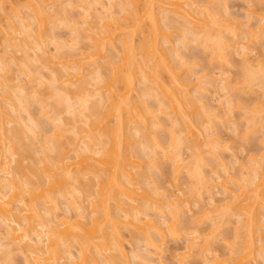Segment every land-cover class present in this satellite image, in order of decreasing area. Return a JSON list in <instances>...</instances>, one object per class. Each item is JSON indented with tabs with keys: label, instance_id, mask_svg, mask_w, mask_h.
I'll return each mask as SVG.
<instances>
[{
	"label": "bare ground",
	"instance_id": "1",
	"mask_svg": "<svg viewBox=\"0 0 264 264\" xmlns=\"http://www.w3.org/2000/svg\"><path fill=\"white\" fill-rule=\"evenodd\" d=\"M28 1H29V4L28 3L27 4L30 5L33 2V5L35 6L34 8L36 9L35 12H33V14L29 13V15L31 14L33 15V16H30L32 18L30 19V17H28V20H27L26 16H24L21 10L22 13H20V11L19 13L17 12L18 16L22 15L25 18L21 17V19L20 18L16 19V22L18 23L16 24L15 20L12 19L11 17L12 15L10 16L9 13H4V12H9L8 10L10 9L6 7H9L10 4L14 5L15 4L14 1H10V4L8 5L7 3L9 2V0H0V10L2 8L4 9L3 10L4 12L3 13L0 12V15L6 14V16L4 17H7V19L9 20V22L8 21L7 22H8V26L10 27V28H5L6 34L3 33L4 35L2 37L6 35V37L3 38V44L4 42H6V44L8 45L10 46L12 45V47L9 46L8 48H12V49L14 48V50H16L17 53L20 50L23 52V55L18 59L20 60V63H19L20 71L22 72V74L30 77L29 80L33 79L34 77H38L40 79L39 86L42 83L44 84V82L48 83L53 80L50 79V81L48 82L46 81L43 82L41 79L42 78L41 76H43L42 73L40 74V72L35 70L36 72H38L39 76L41 75L39 77L38 75L35 74V71L33 69L31 70L30 66H33V63L35 64L36 62L32 63L31 59H33L34 56H32L33 58H30L31 52L29 51L32 49L38 48L40 49V51L45 52L44 47L46 46L47 41L52 40L51 41L52 43L53 40L57 38L55 36L56 34H54L55 25H53V24H56L55 20L57 18H60V20L62 22H65L66 24L73 22V27L71 30L72 32H70L71 37L69 38V40L67 39L61 40V42L59 41L60 45H57V47L61 46L59 47L61 50H64V48L67 47L70 51L67 50L68 52H65L66 51L65 49V51H63L65 53L60 54V55L56 54L55 56L52 55L51 57L54 59L53 62H55L53 65L56 64L57 66L60 67V68L57 67V70L59 71L56 70V72L52 73V75L55 77L56 75H58L57 77L59 79H57V77L56 79L55 77L52 79L56 80V81H53L54 84L58 82L59 84L61 83L62 88L61 86L58 85L60 90L52 86L53 90H55L56 92L51 91L50 89H48L47 85L44 84L48 90L45 89V92L44 91L43 92L44 93L49 92L48 93L49 95H47L46 97H42L41 94H39L40 91L38 92V90L36 89L37 86L34 88V90L30 89V91H34L33 92L34 94H33V93L28 92L26 85H21L20 84L21 82L19 83L21 85V88L16 89L17 86H12L13 83L12 85H10L11 82L9 83V81L5 82L7 85H4L5 88L7 87V89H5L3 85L1 86L3 90H1L0 88L1 92H3L5 101L9 103L8 105L5 102L7 104L6 106L8 107L11 106L12 108L10 109V108H7L5 105H3L2 102L4 101H3V98L1 97L2 100L0 99V130L2 131V133L4 132V135H5V143H4L5 151L0 150V173L7 174L9 176L11 175L10 176L11 178H4V179L0 178V219H3V221H7L4 223H7L6 225L8 226L7 227L8 229L6 232L8 235L6 234V236H4L3 233H0V248L7 243L9 244L8 241H11L14 247L17 246L19 247V249H21L22 251L25 250L26 252L31 251V253L29 252L28 253L30 257L32 255L33 261L36 262L37 264H62L60 260L66 259L64 258L66 256L70 258L69 255L74 257L73 260L72 258L70 259L72 263L71 261H69L71 264H116L117 262H119L118 264H130L129 259H133V258H131L132 256H130L132 254H130L129 255L130 258H128L127 249L125 248L126 246L125 242H127L128 240L126 241V238H125L126 236L123 232V228H121V225H123L122 227L128 226V227L135 228L134 229L136 230L135 232L133 230L131 231L132 241L135 240L136 243L138 241H141L139 243H142V245L146 243L145 248L147 247V249L144 248L145 250H147L146 253L144 252L146 255H142L145 258H142L141 256H139V253L135 251L138 257L143 259V260L140 259L142 263L145 264L144 261L151 262L148 259L151 258L150 260H152V257L153 256L155 257L157 253L158 254L160 253V255L155 257L154 260L155 261L163 260L160 258V256H161V253L164 252L163 248L165 247V243L167 241L168 235H173V237L177 236L176 234L179 232V230L178 229L176 230L177 228L176 225L178 224V222L180 223V221H182L183 217H181V215L183 214L184 210L177 209L176 207L172 208L173 205L172 206L170 205L172 203H169L168 201L163 200L165 202L164 204L162 202V199L160 200L162 194L159 193V191L156 193L158 189L157 186H156V189H155V186H153L154 189L151 187L152 176L150 175V171L148 170L144 173L145 170L142 169L143 168L142 166L146 164L144 163L143 165V160H145V158L148 159V157L149 158L151 157L149 159L150 165L152 167L156 166L157 162L155 159H159V157H157L159 156V153H158L159 149H161V152L164 153L165 155L164 158L166 157L167 159H172V157L174 156V159L175 157H177L180 160L182 156L181 148L183 147L184 143L186 144L188 143L184 140L185 138L186 140L189 139L187 141L191 143L190 144L188 143L187 145L191 146L189 147V150L190 148L192 149V147L194 148L192 151V154L195 153L193 156V158L195 159L194 161H196L195 164L198 161L200 162L202 161L201 162L202 164L199 162V165H197L198 167L196 166L197 168L194 167L195 166L194 164H193L194 166L191 167V170H188L187 168L189 167L187 166H186L187 168H185L187 169L186 170L187 172L191 173V175L189 174L188 175L192 179L198 178L196 179L198 180L197 183L203 185V186H199V184H195V185L192 184L194 186H191V187H195L193 189L191 188L193 190L192 192L196 191L198 193V190L200 188L196 189V187H201V189H205L206 193L208 194L210 193L209 195H211L214 187H212L213 185H210V184L220 182L219 181L221 179L220 170L223 169L225 171L224 168L226 167L220 165V162L218 161L221 158V157L219 158L220 155H217V157H215L216 154L214 155L215 153L214 151H219L220 146H216L217 149L213 148L215 147L216 144L214 145L212 143L213 145L211 146L213 149H211L210 143H208L209 144L208 145L206 144L207 143L206 142L205 145L208 146V149L214 150V151H211V150L209 151L213 152L212 157L215 158L214 160H217L216 162L217 166L213 168L214 169L213 172L217 178L213 180V178H211L210 175L206 176L202 172L201 167L203 166V163L205 162V160L203 161V154L200 153V151L202 150H199V149H201L202 147L200 148V146H203L204 144L202 145L200 143L201 140L198 142L199 139H197V136H196V139L189 138V137L192 133L195 132V129H197L199 132L197 134L200 135L202 138V135L200 133L202 129H204V131L208 130V128H206L208 127V125L206 127L205 125H203L204 119L200 120L202 118L200 116L202 115L199 116L200 118L197 117V115L199 114L198 110L200 111V109L196 110L195 109L196 107L194 108V106H198L199 104L200 107L198 106V108H201L202 110L201 112H206V113L200 112V114H203V118L205 117L206 114L208 116V112H209L211 119L215 121L216 120L224 121L223 117L225 118L228 117L231 111H233V107H234V105H232L233 107L229 105V104H232V101L234 104V100L232 99L231 101L230 97H228L230 100L227 99L225 102L223 99H220L219 103L222 104V107L225 108L224 104H228L227 109H224V108L222 109L221 107V110H219L220 112L222 110H225L226 112L224 114H226L228 111V115L226 114V115L221 116V114L224 111H222L220 114H219L218 109H215V111L213 109L212 111L211 109L212 107L208 105L207 101L206 102L204 101V97H201L202 99L199 98L201 94L196 93V91L198 92L201 91L202 86L200 85V83L198 85L195 84L194 87L189 86V83L191 81L189 82L188 80L190 79L188 78L190 77L185 75L186 79H183L185 78L184 74H183L184 77L181 76L180 74L181 71H179L178 68L183 66L185 63L187 64H185L184 66H186L185 68H187L188 62L187 61L185 62L184 57H182V55L179 56L180 54H178L179 53L178 50L180 48L178 46L177 47L175 46L176 50L173 49L172 42L170 40V38H172L173 36L172 37L170 36L173 35V32L177 30L178 27L180 28L183 27L181 28L182 31L180 32L182 34V35L180 34L182 37L181 38L182 41L178 40V42H183L184 46L186 45L188 48L187 41H188V38L190 37L188 33L195 31L194 33H191V34L196 35V36L193 35L194 37L193 40L197 41L196 43H199L198 46L202 44L203 46L201 48H204L205 51L211 50L212 53L210 57H212L213 59H222L221 62L225 61L227 62V64H229L232 61V59H231L230 54L228 53L233 48L237 50L236 47L238 46L236 45L238 44V40L236 37H239L240 34L244 32L243 30L241 31L239 28V26H241V22L240 23L237 22L238 23L237 28L233 25V23L237 21L236 18H234V22L232 23V25L228 24L230 23L229 18H228L230 14L228 12L229 15L227 13H225L224 15L223 12H220L218 8H214L216 7L217 1H215L216 4L215 3L212 4L213 6L215 5L214 7H212L213 10H211L210 6L205 7V9L203 8L204 10H206L205 12H207L206 18H195V20H191L189 17L192 16L191 14L192 10L196 11L195 10L196 7L194 8L195 6L194 4L196 3L195 2L196 0L195 1L194 0H187V1L183 0L182 3L185 2L183 4H181V0H177L172 3L175 5V8H176L173 10H170V8H168L169 5L166 4L167 3L166 1L168 0H165L166 2L164 3L165 5H163V2H159L163 6L162 5H161L162 7L158 6L160 8L157 9V11H156V7L153 6L156 3V1L154 0H147L145 2H142L143 0L142 1L141 0H114L116 4L113 3L112 0H107V1H104V3L107 2L105 3L104 7L102 5L104 4L102 3V0H87L84 3L89 2L90 5L89 4L88 5L90 7L96 6L95 4H92L94 3V1L96 4L98 2V4H100L103 9L105 8V12L106 11L111 12V9H113L114 6L120 5L121 9L118 8L120 11L119 15L120 14L122 15L121 18L118 17L120 20L116 18L117 16L116 17L114 16L115 18L113 17L112 19L113 22H112V20H110L112 18L111 14H106L109 12H106V13L104 12L107 15V17H105L107 18L106 20L110 21V22H107V21L103 22L105 18L99 16L101 17V19H104L102 21L103 23L105 24L109 23L106 26L105 24L102 23L103 27L102 26L101 27L104 29L99 28V27H97L98 29H96L94 26H97V25H95L94 23L93 25L87 20H85V22L82 21L85 24H87L86 22H89V24L93 26L92 28H94V29L91 28L92 33L88 35L89 36L88 37L87 35H84V34H82L84 36L79 35V31L81 33V26H80L81 23L79 22L80 25H78V22H77L79 20H76V21H74V19L70 20L71 18L69 19V17H66L67 15L66 12L62 16V18L59 17V15L55 14V12L53 13V5L55 4L54 0H47L46 1L47 4L44 3L45 0H42L40 8L37 7V4H36L37 1L36 2L31 1V0H28ZM62 1L66 2L64 0ZM67 1L72 4L73 2L78 1V0H75V1L67 0ZM79 1H85V0H79ZM225 1L226 0H224V2L223 0L222 1L218 0V4L224 3L225 5L227 2ZM48 2L50 3V6ZM63 2L61 3L63 4ZM152 2H155V3H152ZM213 2L214 0L211 3ZM4 3H6L7 5H5ZM78 3L75 4L74 6L78 5ZM159 3H157L156 5H158ZM168 3H170V1ZM2 4H4L3 5L4 7H2ZM51 4H52V8H50ZM184 4H186L187 6H190L191 8L187 6L182 7V5ZM170 6L174 8V6L171 5V3H170ZM219 6H222V4ZM13 7L14 6L11 7L12 11L13 10L16 11L21 6L20 7L17 6L19 8H17L16 6L15 8ZM47 7L50 8L49 11L47 10ZM166 7L169 9L168 11L171 14H169L168 12V15L170 16L167 15V17L169 18L164 17V21H162L163 20L162 19L161 20L162 23H161L159 19L160 17L158 15L164 12L163 16H165L167 10H162V11H158V10H161V8L166 9ZM198 8H200V6ZM223 8L225 10L226 6ZM57 12L60 14L59 10L56 11V13ZM197 12L199 11H196V15L193 13L194 17L198 16ZM98 13L101 14L100 12ZM112 13L114 14V12ZM219 13L223 14L224 17H227L228 20H224V18L223 20H221L222 15H220ZM179 15L180 16L182 15V17H180L181 19L179 18ZM258 15H260L259 21H262V20L264 21V15L262 14H258ZM108 17L110 19H108ZM81 19L84 20L83 18ZM182 19L184 21L186 20L185 23L183 22V24L181 22L183 21ZM175 23H178L179 26H176ZM180 23L182 24V26L180 25ZM188 24H191L190 26L191 28L188 27L189 26ZM197 24H200V25H197ZM258 24H260V22ZM226 25L229 26L226 28L228 32L225 29L227 33H225V31L222 30V28H224V26ZM192 27L196 30H193ZM174 28L176 29L174 30ZM263 28H264V25H263ZM10 29L12 31H9ZM87 30H90V29H87ZM170 30L173 32H171ZM185 30H188V31L190 30V31L186 32ZM196 31H198L197 34H196ZM2 32L4 31L2 30ZM117 33L119 34L121 33L120 36H118ZM249 33L251 34V31H249ZM223 34L232 35V37L230 36V39L228 41L226 40L227 36L224 37ZM260 34H263V33L261 32ZM19 35H22V36H19ZM78 35L80 36V38L87 37L86 39H89L90 43L88 42L89 43L88 45L83 44L84 42H87L88 40L82 41ZM136 35H139L138 40L136 39L137 38ZM199 35H202V37ZM255 35L256 37H258V32L253 33L252 38ZM117 38L120 40L118 41ZM232 38L236 40L233 41ZM32 39L33 41H31ZM59 39H57V41ZM193 40L191 39V41ZM68 41H71L70 45L66 44ZM79 41L83 42V43L80 42L81 44L80 48H78ZM56 44H58V42H56ZM178 44H181V43H178ZM224 46L226 47V50L229 49V51H227L226 53H225ZM55 49H56V46H55ZM60 49L58 53L61 51ZM74 49H76L77 51ZM204 49H203V52H205ZM71 50L72 51L74 50L75 52L71 53ZM11 51L13 50L8 51L7 54H9L10 58L16 61L15 58L17 57V55H15L14 57L13 53H9ZM38 53L39 52H36L35 54L38 55ZM55 53H57V51ZM108 53H111L112 55L110 54L109 56H111V59L116 60V61L113 62L112 60H109ZM171 54H173V57L178 56V58H181L180 62H182L183 64L181 66L174 67L173 62L177 64H180V63L178 62L179 60L178 58H177L178 59L177 61H175V59H173L172 61ZM1 55H0V71L3 72V75L1 76L2 78L1 81L2 83H4L3 81L4 73L7 74L11 65L9 67L7 63H5V61H7L5 60V56H1ZM244 55H245L244 57L247 58L246 53H244ZM114 56L116 58H114ZM46 58L49 59V61L47 62L50 63V59H51L50 56ZM12 59L10 63L13 62ZM38 59L39 58L37 56V60L35 59L33 60L38 61ZM102 59L104 60L106 59V62L103 61L102 63ZM53 62L51 61V64ZM98 62L102 64L101 65L102 67L99 66L98 67L99 70L96 68L97 66L96 67L94 66V68L98 70L99 75H102L100 74V70L102 68H105L106 70H108V72L105 73L106 75L104 74L105 75L104 78L101 76L95 77L94 80L96 79V82L94 85L95 87H93L92 85L94 83L92 82L94 81L90 82L89 79L85 77L86 75L85 73L87 72H84L86 71L84 69L86 66H92L94 64L98 65ZM244 62L246 63V64L244 63L245 66L246 65L248 66L246 70L247 77L245 80L247 86L249 83L254 82L256 81L257 78H259L260 72L262 73V74L260 73L261 78L264 79L262 77L264 76V72H263L264 65H262L264 64L263 61L258 62V64L256 65V67L259 66V68L257 69L258 71H256V69L254 70L252 69L253 65L251 64V62L249 63L248 59L245 60ZM43 64L44 63H41L42 65L41 67L48 66V64L46 66H44ZM106 65H109V66L107 67ZM50 67H52V65H50ZM261 67H263V69ZM62 70H64L65 72H62ZM59 72H62V73L59 74ZM87 74H88L87 76L91 80L92 78L90 76L92 73L89 74L88 72ZM255 74H258V75L254 76ZM52 75L50 76L53 77ZM26 76L25 78H27ZM252 76L254 77L252 78L253 81H251ZM206 78L211 79L208 76H206ZM208 79H206V81L210 83V80ZM58 80H60L61 82ZM78 81L80 82L79 84H77ZM200 81L201 79L199 80V82ZM30 82L31 80L29 81V83ZM137 82H140L142 86L144 84L143 86L144 91H142V89L137 88L138 87L136 85ZM216 82H217V79H216ZM222 82H224L223 88L227 89L228 87V90H230L229 91L230 93L231 91H233L232 89L236 88L238 85V84L233 85L234 86L233 88L230 85L231 83H229L231 82V80L230 79L228 80L226 78H224ZM191 83L190 85H192ZM203 87L207 88V84L206 86H203ZM16 90H20L18 91L21 94L20 96L19 94L13 93ZM138 90H141L143 93L139 92ZM203 90H205V88L202 89V91ZM137 91L140 93V95L143 94L141 95L142 99H139L140 96L137 97V94H139ZM152 91L155 94H153ZM192 91H194L195 93ZM28 93H30L31 95ZM145 94H147V97L148 96L153 97L154 95H156L155 96L156 98L153 97L156 100L159 99L158 98L159 96L161 98L160 101L159 100L156 101L158 103L160 102L159 103L160 105L157 103L158 104L157 106H159V109H160L158 110L164 115L166 113V116L168 115L167 117L171 120L170 123H172L171 125L172 127L167 129L168 133L170 132L169 133L170 141H168V145H169L168 147L166 146L165 148L164 147L162 148L163 142L160 139H158L156 136L157 135L156 130H158V127L160 128L163 126L162 129H166V128L163 124H161V121L158 118H156L158 116L154 117V115L150 113V111L154 109L151 108L152 106L147 107L149 105L148 103H145L147 100V97L145 98ZM16 95L18 98L15 97ZM33 95L37 97L36 99L37 101L36 100L35 101L36 102L39 101V103H41V105L39 106V109L40 107L42 108L40 110V112L42 111V114H43L42 117H48V118L54 119L53 125L55 129L54 131H51V133L55 132V134L52 133L53 135H49L47 134L48 132L45 133L44 130H43L44 132L41 131L42 124L41 122L37 121L39 119L34 118L35 117V115H33L34 112L32 110L31 111L33 113L30 111L29 109L30 106L28 105L30 104L28 103L29 102L28 98L31 96L35 97ZM38 95L41 97H39ZM13 96L14 98H12ZM43 98H45L44 99L45 101H49L50 100L49 98L53 100L51 103H45ZM198 98H199V101L197 100ZM238 104H241V102ZM261 107L263 106L258 107L259 109H257L256 112L251 113L253 114L252 116H254V117L251 116L252 119H254L253 121L251 118L247 120L250 124L249 126L253 127V128L249 126L246 127L248 128L250 132L252 129H254V125L258 126V124H261L262 121L264 120L263 118L264 116H261L262 113L264 112V108L262 109ZM48 108L50 109L48 110ZM9 109L12 112H9ZM195 110L198 113H196ZM47 111L49 113H47ZM247 111L249 110L245 108L246 113H248ZM68 112H69L68 115L70 116H66L68 118H64L65 115L63 117V114H66ZM156 112H154L155 115L157 114ZM50 113L53 114L54 117L53 116L49 117ZM148 113H150V115L152 114L151 117H148L149 116ZM195 113H196V116L194 117ZM255 114H258L259 118H256L257 116ZM260 117L263 119L260 120L261 119ZM15 118H17L16 120H18L22 128L21 129L7 128L6 126L11 124L13 122L12 120H14ZM258 119L259 121H257ZM156 120H158L157 123H156ZM42 121L44 122V119ZM255 121H257V123H255ZM14 124L16 123L14 122ZM159 124H161V126H159ZM18 125L16 126L18 127ZM202 125L204 128L201 129ZM25 128H27L28 131ZM180 128H183L186 131L184 139L181 136L184 133L182 132L183 129L181 130ZM143 130L148 131V133L151 132L150 133L151 135L146 133L149 136V138L147 136V140H149L150 138H153V139H150L152 141L150 140L148 141L150 143L144 142L145 141L144 138H146V136L143 133ZM68 132L71 135H73V137L67 140H63V137L66 135V133L69 135ZM250 132L247 134H250ZM29 133L30 134L32 133L33 136L35 137V140H36L35 143L39 142L37 145L41 144L39 145V147L41 148L40 150L43 151V156L39 158L38 162H37V159L35 162H33L35 164L34 166L35 167L37 166L36 167L37 171L36 172L34 170L32 171H34L33 173H35V175H37L38 178H36L35 175H32L35 177V179L28 177L29 180H27L26 178H24L25 175L22 173L23 172L22 170H24V173H25V170L28 169V168L27 169L25 168L26 165H24L25 161L23 162V160L25 159L23 157V154L28 155V157H33V155L30 153L31 148H28L30 147L29 144H31V142L29 143L28 141H33L32 139L31 140L27 139L26 134H29ZM40 133L41 134L44 133L46 136H41ZM139 134L140 136L144 135L143 138H140ZM194 134L197 135L196 133ZM68 135H66V138H69ZM208 135L205 136V138H208ZM50 136L52 137L50 138ZM133 138L138 140V143H137L138 145L135 144V146H137L136 149H131V147L135 148V146H131V143H132L131 141L133 140ZM154 138L156 139V141ZM202 139L204 140V138ZM209 139L210 138H208V140ZM193 140H196V141H193ZM213 141H216L215 143L217 142L221 143L220 140L217 141V139ZM154 143L160 146L161 148L160 147L156 148V145ZM218 143L217 145H219ZM0 144H3V143H0ZM149 144L152 146L150 147ZM149 147H150V150L148 149ZM153 147L155 148V150ZM83 150H84V153H82ZM194 151H196L197 153ZM28 152L32 156L28 154ZM50 153H53V154H50ZM71 153H74L73 155H75L74 156L75 158L73 157ZM83 154L87 155L86 158L82 157V158H85L86 161H84L85 159H83L82 162L84 161V163H80L81 160L80 162H78L79 160L78 159L76 160V157L79 158V155H83ZM3 155H5V158H1L3 157ZM195 155L196 156L198 155L197 156L198 158ZM174 159L172 160L176 162L177 159L176 160ZM263 159H264V156L263 158L261 157V160ZM152 160H154L156 163ZM70 161H73V162H70ZM263 161L262 163L264 164ZM29 162L31 163L30 160ZM180 162L178 161V163ZM36 163L38 165H36ZM87 163H91V164H87ZM183 165H185L184 161H183ZM261 166H262L261 170H264L263 169L264 166L263 165ZM10 168H13L12 170L14 172ZM178 168H180V166L176 167V169ZM244 168L245 169L243 170H248V171H246L247 173L245 172L241 173V176H240L241 178H239L240 180L235 179V178H230L233 181L235 179L234 184H236L237 187L238 186L239 187H238V190L231 192L232 199L225 204L226 207L228 206L227 209L229 210L228 211L223 210V213L220 214V215L222 214L223 215L218 217L220 219L226 218L225 220H227L228 218V222H229L231 220V218L229 217H233L232 214H234L233 212L236 211L237 214L239 213L238 216H241L243 218L240 221L238 220V222L240 223V224L238 223V225L240 226L236 227L235 240L234 242H232V244L230 243L232 247L235 246L234 247L235 249L232 248L234 250L229 251L230 252L229 255L230 254L231 255L225 259L219 257L220 256L219 254H217L218 255L217 257V255L214 253H213L214 254L213 256L210 253L212 257L207 256L205 252L210 251L209 250L210 248H208L209 247L207 246L208 244L204 245L205 243L203 244L202 241H200L199 236L198 237L191 236V237H194L190 239L192 243H190L189 238H188V242L186 241L187 243L186 251L188 250L190 252L194 251L195 253L199 255V257L202 256L201 257L202 259L205 258L206 259L204 261L205 264H257V257L259 255L258 253L260 252L259 250L262 249L263 251L264 249V246H263L264 244H261L262 246L261 247L259 246V248L257 246L259 244V240H260V243L262 241L260 238L261 237L260 231L262 230V229L260 230V225H262L263 223L260 220L261 218L263 219L264 217L263 215L264 213L263 212L264 211L263 209L264 208V173L263 172L261 173L260 166L254 167V168L252 167L250 169L246 167ZM250 172L254 174L252 175ZM146 173L150 175L149 177L150 179L148 178ZM84 176H87V178L86 177L82 178ZM89 177H91V179L94 180L93 182L91 181V183L93 184L92 185L93 187L94 185H97V187L99 186V189L96 192L97 198L93 197L94 200H92V205L90 204L91 202H89V205L94 206V209L90 211L89 213V214L92 213L90 217H88V214L85 215L83 211V209L90 210L89 208H86V205L85 206L83 205L84 202L86 201L82 197H80L83 200V203H82L80 202L82 200L79 199V197H78L79 200L76 198L77 191L75 189V185L78 183L80 184V187L77 186L79 188L77 189L80 190V192L81 191L83 193L86 192V190H84L83 188L84 187L90 188L91 183L88 182V184L90 183L88 185L87 183H84L85 181L81 182V180H88V179L91 180ZM209 178L210 180H208ZM146 181L148 182L145 183L146 184L145 189L143 190V186H140V185H142L141 184L142 182H146ZM4 182H6V185L4 184ZM149 182L151 183L149 184ZM203 182L204 183L208 182L209 185L204 184ZM81 183L83 185L84 184L86 185L82 187ZM221 185L224 188V191L230 189L226 181L221 182ZM207 187H209L210 189ZM3 188H6L7 191H4ZM65 189L67 190L64 191ZM81 189H83L84 191ZM141 189L145 191L146 193L143 192ZM146 189L147 190L150 189V191L152 190L151 191L152 196L150 195L151 194L150 191L147 192ZM208 190H210V192ZM138 191H141V192H138ZM65 193L69 194L70 196L67 195V197H64L66 195ZM94 193H95L94 191L88 192L89 194L88 196L89 197L96 196V194ZM155 194H158V195L156 196ZM164 194L165 193H163V195ZM212 195H215V193H212ZM60 196H62V198L64 197L65 203H67L65 204V207L66 206L68 207L65 212H62L63 215L65 214L64 216H62L63 218L60 217L61 218L60 220L64 224V226L59 224L61 225L60 228L62 226L64 227V229L61 228V230L59 229L58 226H56L57 224H54L55 222L56 223L60 222V220L58 222L54 220V219H59L57 217L58 215L55 216L56 213L54 212L55 210L56 211L59 210L60 206L62 205L61 204L62 202L60 203V200H61ZM79 196H82V195H79ZM83 196L85 197L87 195L84 194ZM166 196L165 198H168V196L167 197ZM199 196L200 195H198V197ZM7 197H9L10 199H8ZM89 197H86V198H89ZM137 197H140V198L142 197L143 199L147 200V202L143 203L142 201H145V200H141L142 202L141 203L139 202V199ZM154 197L156 200L154 199ZM157 197H159V199H157ZM213 197L214 196H211V198ZM98 198L100 200H97ZM15 200L19 202V205L15 206L17 204L16 202H13ZM175 202L176 200L174 201V204H177ZM13 203H15V205ZM160 203H163V204H160ZM14 206L16 207L15 209L17 211H15ZM162 206H164L165 209L166 207L167 208L169 207L170 208V209L168 208L169 213L164 212L165 209L163 211ZM259 208L263 209V211L260 210ZM72 209L79 211L78 215H77L78 211L75 214L77 217L76 216L72 217V218H78L77 221H74L76 219H73L74 223L71 222L70 220L72 219L70 218L71 216L68 217L69 215L68 213L69 211H72ZM80 210L82 212H80ZM88 210L87 212H89ZM118 211H123V213L125 212L126 214L124 215L122 213H119ZM148 211H151L152 214H149ZM181 211H182V214H180ZM100 212L102 214H100ZM259 213L262 215L260 216ZM47 214H48V217H50V219L52 218L54 219L53 220L46 219L47 223H45V221L43 220H45L44 218H46ZM165 214H169V215L166 216ZM159 215L162 216V218L159 217L160 220H158ZM83 216L88 217L87 219L89 218H92V219H90L91 221H88ZM11 217H13L12 220H11ZM168 217L171 219H168ZM161 219L163 220V222H161ZM84 220H87L89 224L85 222ZM225 220L223 221L220 220V221L225 223ZM158 221H160L162 225H166V226L163 227L161 223H159ZM0 223H3V222H0ZM14 223H16L18 226L15 225ZM102 223L104 226L101 225ZM88 225H91V228L90 226L87 227ZM99 225L102 228H100ZM70 226L72 227V229H69ZM93 226L95 230L93 229ZM262 226L264 227V225ZM165 228L167 229L164 230ZM167 230L169 231L170 234L166 235L164 231L167 232ZM154 233L157 234L158 237L154 236ZM242 233H243V237H241V239L243 241L240 242L241 240H239L240 239L239 237H240V234ZM7 238H11V239H7ZM129 240H131V238ZM3 241H6V243L4 244ZM199 242L202 244H200ZM75 245L79 246L80 248V252L79 250H78V253L76 252L78 254L77 258L74 256V254L72 255L73 253L72 246H75ZM136 245L139 246V244H136ZM198 245L203 246V248L200 247L199 249ZM150 249H153L154 251ZM207 249L208 251H206ZM148 250L154 253H151ZM197 250H199V252ZM189 251L185 252L184 254L182 253L183 255L181 253L177 255L178 256L177 259H179L177 261H179L180 264L181 263L185 264L184 263L185 259L183 258L184 257L186 258L191 254L189 253ZM79 254H80V257H79ZM261 255L263 256L264 253H262ZM181 256L182 257L184 256V257L180 258ZM100 257H101L102 262H105V263H102L100 261ZM138 257L136 256V258ZM219 258H221L222 260H220ZM69 262L68 264H70ZM163 263L165 262L163 261Z\"/></svg>",
	"mask_w": 264,
	"mask_h": 264
},
{
	"label": "rangeland",
	"instance_id": "2",
	"mask_svg": "<svg viewBox=\"0 0 264 264\" xmlns=\"http://www.w3.org/2000/svg\"><path fill=\"white\" fill-rule=\"evenodd\" d=\"M10 1H14V5H12V4H10ZM31 1H37V7H39L40 8V6H41V1L42 0H31ZM30 1V2H31ZM47 0H45V2L44 3H46L47 4V2H46ZM55 2V4L53 5V13L55 12V14H57V15H59V17H61L62 18V16L64 15V13L66 12V17H69V19L70 20H73L74 19V21H76V20H79V21H77L78 22V25H80L79 24V22L81 23V33H80V31H79V35L80 36H84V35H90L91 33H92V29H94V28H92L93 26H91V24H95V25H97V26H94L96 29H98L97 27H99V28H102L103 26H102V23L103 22H106L107 20V18H105V17H107V15L106 14H111V16H112V18L110 19L109 17H108V19H110V20H112L113 19V17L115 16H117L116 18H118V17H120L121 18V14L119 15V13H120V11H119V9L118 8H120L121 9V6L120 5H116V6H114L113 7V9H111V12L110 11H106V12H109V13H106L105 12V8L103 9L102 8V6L100 5V4H98V2H97V4L95 3V1H94V3H92V4H95L96 6L94 7V6H92V7H90L89 5V2L88 3H84V2H86L87 0H85V1H75V0H72V1H75V2H73L72 4L71 3H69L67 0H64V1H66V2H63L62 0H54ZM58 3H57V2ZM59 1H61V2H63V4L61 3V2H59ZM70 1V0H69ZM104 1H107V0H102V3H104ZM113 1V3H115V1L114 0H112ZM142 1V0H141ZM145 1H147V0H143L142 2H145ZM154 1H156V3L155 2H152V3H155V5H153L154 7H156V11H157V9H159L160 7H162L163 5H165L164 3H166V4H168L169 6H170V3H171V5H173L174 6V8L172 7V6H168V8H170V10H173V9H176L175 8V5L174 4H172L173 2H175V1H177V0H168V1H166L165 2V0H158V2H157V0H154ZM170 1V3H168ZM182 1L183 0H181V4H183V3H185V2H183L182 3ZM184 1H187V0H184ZM195 1V0H194ZM213 0H196L195 2V6H194V8L196 7V11H199V12H197V14H198V16H196V17H194V15H193V13L196 15V11H194V10H192V16H190L189 18L191 19V20H195V18H206L207 16H206V14H207V12H205L206 10H204L205 9V7H208V6H210L211 7V10H213V8L212 7H214L212 4H214L215 3V1H217V4H216V7H214V8H218L219 9V11L220 12H223V14L225 15V13H227L228 14V12H229V16H228V18H229V22L230 23H228V24H231L232 25V23L234 22V18H236L237 19V21L236 22H234L233 23V25L237 28V25H238V23L237 22H241V26H239V28H240V30L242 31H244V32H242L241 34H240V36L239 37H236L237 38V40H238V44L236 45V46H238V47H236L237 48V50H235V48H233L232 50H230L229 51V49L228 50H226V47L225 46H227V45H225L224 46V49H225V53L227 52V51H229V53L228 54H230V56H231V59H232V63L230 62L229 64H227V62H225V61H222L221 62V60L222 59H213L212 57H210L211 56V50H209V49H207V50H209V51H205V49L204 48H201L203 45L202 44H200V46H198V44L199 43H196L197 41H195V40H193L194 39V37H193V35L194 34H191V33H194L195 31H193V32H191V33H188L189 34V36L191 37H189L188 38V36H187V38H188V48H187V46L185 45L184 46V43L183 42H178V40L179 41H182V37H181V28H183V27H178L177 28V30H175L176 28H174V32L173 31H171V32H173V35H171L170 37H172V38H170V40H171V42H172V47H173V49H175L176 50V48H175V46L177 47H179L180 49L178 50L179 51V53L178 54H180L179 56H181L182 55V57H184V60H185V62L187 61L188 62V65H187V68H185L186 66H184L185 64H187V63H185L183 66H181L183 63L182 62H180V60H181V58H178V56H176V57H173V54H171L172 55V61H173V59H175V61H177L178 59V62L180 63V64H177V63H175V62H173L174 64H173V66L175 67V66H181L180 68H178L179 69V71H181L180 72V74H181V76H183V74H184V76L186 75V76H188V77H190V78H188V79H190V80H188L192 85H190V83H189V86H195V84H199L200 83V85L202 86V89H204L205 88V90H203L202 91V89H201V91H196V93H199V94H201L200 96H199V98H201V97H204V101L206 102L207 101V103H208V105L209 106H211L212 108V111H213V109H214V111H215V109H218V111L219 110H221V107H222V104L221 103H219V101H220V99H223L224 100V102L228 99V100H230L231 99V101H232V99L234 100V104H233V101H232V104H229L230 106H232V105H234V107H233V111H231V113L229 114V116L228 117H223V119H224V121L222 120V121H219V120H212L211 119V117H210V113L208 112V116H207V114L205 115V117L203 118V114H200V112L202 111L201 110V108H198V106H199V104H198V106H194V108L196 109V110H198V109H200V111L198 110V112H199V114L197 115V117H199L200 115H202V116H200V117H202L200 120H202V119H204V123H203V125H205V127L208 125V127H206V128H208V130H205L204 131V129H202V128H204L203 127V125H202V127H201V129H202V131H201V135H202V138H204V140L201 138V136L200 135H198L197 133H199L198 132V130L197 129H195V132L194 133H196L197 135H195L194 133H192L191 135H190V137L189 138H195L196 139V136H197V139H199L198 140V142L200 141V143L203 145V146H200V148L201 149H199V150H202V151H200V153L201 154H203V161L205 160V162L203 163V166L201 167V170H202V172L206 175V176H209L210 175V177L211 178H213V180L214 179H216L217 177H216V175L214 174V172H213V168H215L216 166H217V160H214L215 158H213L212 157V154H213V152H211V151H214V150H211V149H213V148H216V146H220V150L219 151H214L215 153H214V155H215V157H217V155H220L219 156V162H220V165H222V166H224V167H226V168H224L225 169V171L223 170V169H221L220 170V174H221V179L219 180L220 182H216V183H213V184H210V185H213L212 187H214L213 188V190H212V193H215V195H212V193H211V195H209L208 193H206V190L205 189H201V187H196V189L197 188H200L199 190H198V193L195 191V192H192L193 190V188H195V187H191V186H194L195 184H199V183H197V181L198 180H196V179H198V178H194V179H192L189 175H191V173H189V172H187L186 170L188 169V170H191V167H193L194 165V167L195 168H197L198 166L197 165H199V162L200 161H198L196 164H195V162L196 161H194L195 159L193 158V156H194V154L195 153H193L192 154V151H193V147H192V149L190 148V150H189V147H191L190 145L188 146L187 144L189 143V141H187V140H189V139H187L186 140V138H185V130L183 129V128H180L181 130L183 129V131L182 132H184L181 136H182V138L184 139L185 138V140L184 141H186V142H188L187 144L186 143H184V145H183V147L181 148V154H182V156H181V158H180V160L177 158V157H175V159H174V156L172 157V159H174V160H176L177 159V163L176 162H174L172 159H167L166 157L164 158V153H162L161 152V149H157L159 152V156H157V157H159V159H155L156 160V162H157V165L156 166H154V167H152L151 165H150V163H149V159L151 158H149L148 157V159L147 158H145V160H143V165H144V163H146L144 166H142L141 168L143 169V170H145L144 171V173L146 172V171H150V175L152 176V180H151V182H149V184L151 183V187L154 189V187L153 186H155V189H156V186H157V191H156V193L159 191V193H161L162 194V196H161V198H160V200L162 199V202L165 204V202L163 201V200H165V201H168L169 203H172V204H170L171 206H172V208H174V207H176L177 209H183L184 210V212H183V214H182V211H181V213L180 214H182L181 215V217H183L182 218V221H180V223L178 222V224L176 225L177 226V228H176V230L178 229L179 230V232L176 234L177 236H175V237H173V235H168V238H167V236H166V238H167V241H166V243H165V247L163 248L164 250V252L163 253H161V256H160V258L161 259H163V260H154L155 259V257H157V256H159L160 255V253L158 254L157 253V255L154 257H152V260H150L151 258H149L148 260L149 261H151V262H148V261H144L145 262V264H146V262H147V264H180V262L179 261H177V260H179V259H177L178 258V254H184L185 252H188V251H186V249H187V247H186V245H187V243H186V241L188 242V238H189V240L191 239V238H194L195 236H199V238H200V241H202V243L204 244V245H206V244H208L207 246H209L208 248H210L209 250L210 251H208V249L206 250V251H208V252H205V254H207V256H209V257H212L214 254H219L220 256L219 257H221V258H223V259H225V258H228L230 255H229V251L230 250H234L235 248V246H231V244H232V242H234V240H235V229H236V227L237 226H240V225H238V220L240 221V220H242L243 218L241 217V216H238V214H237V212L235 211V212H233L234 214H232L233 215V217H229V218H231V220L228 222V218H227V220H225L226 218H224V219H220V218H218V217H220V216H222V215H220L221 213H223V210L224 211H228L229 209H227V207L225 206V204L228 202V201H230L232 198V196H231V192H233V191H235V190H238V187H237V185L236 184H234V181H235V179H239V178H241L240 176H241V173H247L246 171H248V170H243V169H245L244 167H246V168H248V169H250V168H254V167H258V166H260L261 168H260V171H261V173L263 172L264 173V170H261L262 169V166L261 165H263L264 166V164L262 163V161L264 160H261V157L263 158V156H264V126H262V125H264V120L262 121V123L261 124H258V126H256V125H254V129H252L251 130V132L248 130V128H246V127H248L250 124H249V122L247 121V120H249V118H251L252 119V117H254V116H252L253 114H251V113H254V112H256V110L257 109H259L258 107H260V106H263V107H261L262 109L264 108V79H262L261 78V74L259 73V72H257V73H259V78H257L256 79V81H254V82H251V83H249L248 84V86L246 85V77H247V72H246V70H247V68H248V66L246 67L245 66V60H247L248 59V61H249V63L251 62V64L253 65V70L254 69H256V71H258L257 69L259 68V66L258 67H256V65L258 64V62H260V61H263L264 62V28H263V25H264V21L262 22V21H259V17H260V15H258V14H262V15H264V0H226L225 2H226V4L224 5V3H219L218 4V0H214V2L213 3H211ZM220 1H222V0H220ZM79 2V3H78ZM110 2V1H109ZM159 2H163V5L162 4H160ZM180 2V1H179ZM223 2H224V0H223ZM29 4V1L28 0H9V2L7 3L8 5L10 4V5H12V6H14L13 8H15V6L17 7V6H21L20 8L19 7H17V8H19L18 10H13L12 11V9H11V7L12 6H10L9 5V7H6V8H8V9H10V10H8L9 12H4L3 10V8L0 10V12H4V13H9L10 14V16L12 17V19H14L15 20V23L16 24H18L17 22H16V19H21V17H23L22 15H19L18 16V13H19V11H20V13H22L23 12V14H24V16H26V18H27V20H28V17H30V16H33L32 14H33V12H35V6L33 5V2H32V4H30V5H32V6H30V5H28ZM49 3V2H48ZM78 3V5H76V6H74L75 4H77ZM101 3V2H100ZM101 3V4H102ZM105 3H107V2H105ZM105 3L104 4H102L103 5V7L105 6ZM157 3H159L158 5H156ZM5 5H7L6 3H4ZM4 4H2V7H4L3 5ZM26 4H27V6H26ZM71 4V5H70ZM89 4V5H88ZM116 4V3H115ZM144 4V3H143ZM222 4V6H219V5H221ZM162 5V6H161ZM196 5H198V6H196ZM48 6V5H47ZM49 6H50V3H49ZM48 6V7H49ZM61 6H63V7H61ZM158 6H160V7H158ZM183 6H187L186 4H184V5H182V7ZM200 6V8H198ZM226 6V8H225V10H224V8L223 7H225ZM30 7H32V8H30ZM47 7V10L49 11V9L50 8H52V4H51V7L50 8H48ZM109 7V6H108ZM187 7H189V8H191L190 6H187ZM193 7V6H192ZM167 7H166V9H162L161 8V10H158V11H162V10H167V12H166V14H165V16H163V14H164V12L162 13V14H159L158 16L160 17L159 19H160V22L162 23V21H164V17L166 18L167 17V15H168V9ZM193 8V9H194ZM202 8V9H201ZM204 8V9H203ZM59 10V12H60V14L57 12L56 13V11H58ZM98 9V10H97ZM200 9V10H199ZM208 9H210V8H208ZM7 10V9H6ZM21 10H22V12H21ZM97 10V11H96ZM113 10V11H112ZM204 10V11H203ZM215 10H217V9H215ZM226 10H227V12H226ZM194 11V12H193ZM18 12V13H17ZM98 12H100L101 14H99ZM106 14H105V13ZM112 12H114V14L112 13ZM203 12H204V14H203ZM29 13H32L31 15H29ZM16 14V15H15ZM169 14H171L170 12H169ZM220 14V13H219ZM223 14H220V15H222V18H221V20H223V18H224V20H228L227 19V17H224L223 16ZM103 15H105V16H103ZM200 15H202V16H200ZM4 16H6V14H2V15H0V55H1V53H2V55L1 56H5V60H7V61H5V63H7V65L10 67V65H11V67L9 68V70H8V72H7V74L6 73H4V79H3V81H4V83H2V81H1V76L3 75V72H1L0 71V88H1V90H3L2 89V85L4 86V85H7L5 82H8L9 81V83H10V85H12V83H13V85L12 86H17L16 87V89L17 88H21V85H26V87H27V90H28V92H30V93H33L34 91H30V89L31 90H34V88L36 87V89L38 90V92H39V94H41V96L42 97H46L47 95H49L48 93L49 92H46V93H44L45 92V89L46 90H48V89H50L51 91H55V90H53V88H52V86H54L55 88H58V90H60V88H59V86H61V83L59 84V82L58 83H56V84H54L53 83V81H56V80H54V79H52V78H54L55 76H53L52 75V73L53 72H56V70H57V67H59V66H57L56 64V66L55 65H53L55 62H53L54 61V59L53 58H51L52 57V55L53 56H55L56 54H58V55H60V54H63V53H65V52H68V51H70L67 47L66 48H64V50H61L59 47H61V46H59V47H57V45H60L59 44V41L61 42V40H69V38L71 37V33L70 32H72L71 30H72V27H73V22H70V23H65V22H62L61 20H60V18H57V16H56V20H55V23L56 24H53V25H55L54 26V28H55V31H54V34H56L55 36L57 37L55 40H53V42L51 43V41L52 40H48L47 41V43H46V46L44 47V50H45V52H43V51H40V49H38V48H35V49H32V50H30L29 52H31L30 53V58H33L32 56H34V58L33 59H35V60H37V56H38V61H35V60H33V59H31L32 60V63L33 62H36L35 64L33 63V66H34V68H33V66H30V68H31V70L33 69L34 71L35 70H37L38 72H40V74L42 73V75L44 76V78H43V76H41L42 78V81L44 82V81H46V82H48V81H50V79L51 80H53V81H51V82H48V83H45L44 82V84L45 85H47V87H48V89H47V87L42 83V84H40V86H39V81H40V79L38 78V77H34L33 79H30L31 80V82L29 83V78L30 77H28V76H26V75H24V74H22V72L20 71V68H19V63H20V60H18L22 55H23V52L20 50V51H18V53L16 52V50H14V48L12 49V48H8L10 45H8V44H6V42H4V44H3V38L4 37H6V35L4 36V37H2L4 34L3 33H5L6 34V30H5V28H10L9 26H8V22H9V20L7 19V17H4ZM8 16V15H7ZM80 16V17H79ZM82 16H84V17H82ZM99 16H101V17H104L105 18V20L104 19H101V17H99ZM110 16V15H109ZM168 16H170V15H168ZM89 17V18H88ZM114 17V18H115ZM180 17H182V15L180 16L179 15V18ZM221 17V16H220ZM231 17V18H230ZM23 18H25V17H23ZM32 17H30V19H31ZM81 18H83L84 20H82ZM167 18H169V17H167ZM178 18V17H177ZM163 19V20H162ZM181 19V18H180ZM183 19H185V18H183ZM182 19V20H183ZM58 20V21H57ZM85 20H87V21H89L91 24H89V22H86L87 24H85V23H83V22H85ZM104 20V21H103ZM118 20H120L119 18H118ZM162 20V21H161ZM179 20V19H178ZM8 21V22H7ZM13 21V20H12ZM54 21V20H53ZM83 21V22H82ZM103 21V22H102ZM186 21V20H185ZM185 21L183 20V21H181L182 22V24H183V22L185 23ZM7 22V23H6ZM101 22V23H100ZM107 22H110V21H107ZM112 22H113V20H112ZM260 22V24H258ZM100 23V24H99ZM225 23H226V21H225ZM235 23H237V24H235ZM1 24H3V25H1ZM93 24V25H94ZM103 24H105V23H103ZM109 24V23H108ZM107 23L105 24V26L106 25H108ZM163 24H164V22H163ZM176 24V26H179V24L178 23H175ZM182 24L180 23V25L182 26ZM224 24V23H223ZM222 24V25H223ZM186 25H187V23H186ZM189 26L188 27H190L191 26V24H188ZM197 25H200V24H197ZM102 26V27H101ZM104 26V27H105ZM202 26V25H201ZM3 27V28H2ZM84 27H86V28H84ZM87 27H89V28H87ZM221 27H223V26H221ZM227 27H229V26H224V28H222V30H224L225 31V33H227L228 32V30L226 29ZM231 27V26H230ZM2 28V29H1ZM92 28V29H91ZM191 28V27H190ZM220 28V27H219ZM87 29H90V30H87ZM102 29H104V28H102ZM179 29V30H178ZM192 29L193 30H196V29H194L193 27H192ZM227 30V32H226V30ZM260 29V30H259ZM2 30L4 31V32H2ZM197 30H199V29H197ZM9 31H12L11 29L9 30ZM93 31H95V30H93ZM186 32H189L188 30H185ZM184 31V32H185ZM192 31V30H191ZM249 31H251V34L249 33ZM263 33V34H260L261 32ZM178 32V33H177ZM183 32V33H184ZM199 32H201V31H199ZM255 32H258V37H256V35L252 38V34L253 33H255ZM123 33V32H122ZM198 33V31H196V34ZM82 34H84V35H82ZM118 34V36H120V34L119 33H117ZM125 34V33H124ZM181 34V35H180ZM187 34V33H186ZM201 34V33H200ZM58 35V36H57ZM72 35H74V34H72ZM78 35V36H79ZM177 35V36H176ZM192 35V36H191ZM224 35V37H226V40H228L229 41V39H230V36L232 37V35H227V34H223ZM19 36H22V35H19ZM80 36H79V38H80ZM194 36H196V35H194ZM199 36H201L202 37V35H199ZM222 36V35H221ZM251 36V37H250ZM61 38V39H59V38ZM89 37V36H88ZM137 37V38H136ZM136 39L138 40V38H139V35H136ZM180 37V38H179ZM193 37V38H192ZM1 38H2V40H1ZM20 38V37H19ZM87 37H81L80 39L82 40V41H87V42H81V41H79V43H78V48H80V46H81V44H80V42L81 43H83V44H85V45H88L90 42H89V39H86ZM6 39V38H5ZM57 39H59L58 41H57ZM72 39V38H71ZM85 39V40H84ZM118 39V38H117ZM120 39H121V37H120ZM120 39H118V41L120 40ZM191 39L193 40V41H191ZM225 39V38H224ZM136 40V41H137ZM176 40H177V42L178 43H181V44H178L177 42H176ZM232 40L234 41V40H236V39H233L232 38ZM31 41H33V39L31 40ZM174 41V42H173ZM56 42H58V44H56ZM64 42H66V41H64ZM89 42V43H88ZM193 42V43H192ZM174 43V44H173ZM62 44V43H61ZM67 45L69 44H71V41H68L67 43H66ZM176 44V45H175ZM187 44V43H186ZM223 44V43H222ZM6 45H8V46H6ZM174 45V46H173ZM55 46H56V49H55ZM63 46V45H62ZM182 46H184V47H182ZM10 47H12V45L10 46ZM120 47V46H119ZM223 47V46H222ZM57 48H58V50H57ZM83 48V47H82ZM59 49L61 50L59 53H58V51H59ZM65 49H66V51H65ZM203 49H204V51L206 52H203ZM245 49H246V51H245ZM10 50H13V51H11V52H9V53H13V55H14V57H15V55H17V57L15 58V60L16 61H14L12 58H10V56H9V54H7V52L8 51H10ZM36 50H38V51H36ZM68 50V51H67ZM74 50H76V49H74ZM72 51L71 50V53H73V52H75V51ZM57 51V53H55ZM63 51H65V52H63ZM77 51V50H76ZM19 52H21V53H19ZM36 52H39L38 53V55L37 54H35ZM48 54H47V53ZM182 52V53H181ZM15 53V54H14ZM55 53V54H54ZM209 53H210V55H209ZM244 53H246V56H247V58H245L244 56ZM20 56H19V55ZM111 53H108V57H109V60H112L113 62L114 61H116V60H113V59H111V56H109ZM113 54H115V53H113ZM177 54V55H178ZM8 55V56H7ZM10 55H12V54H10ZM112 55V54H111ZM117 55V54H116ZM175 55V54H174ZM50 56V63L49 62H47V61H49V59L48 58H46V57H49ZM229 56V57H230ZM36 57V58H35ZM41 58V59H40ZM113 58V57H112ZM114 58H116L115 56H114ZM118 58V57H117ZM178 58V59H177ZM245 58V59H244ZM11 59L13 60V62H11L10 63V61H11ZM53 59V60H52ZM30 60V61H31ZM40 60V61H39ZM42 60V61H41ZM100 60V59H99ZM98 60V61H99ZM184 60H182V61H184ZM211 60H213V61H211ZM215 60V61H214ZM51 61L53 62L52 64H51ZM103 61L104 62H106V59L104 60V59H102V63H103ZM117 61H119V60H117ZM101 62V61H100ZM100 62H98V65H92V66H86L87 67V69H86V67H85V69L84 70H86V71H84V72H89V74H93V75H95V76H93L92 74H91V80H90V78L87 76L88 74L87 73H85L86 75H85V77H87L88 79H89V81L90 82H92V81H94V82H92V83H94L92 86L93 87H95L94 85H95V82H96V79L94 80V78L95 77H98V76H101V77H103L104 78V76L106 75L105 73L106 72H108V70H106L105 68H102L101 70H100V74H102V75H99V72H98V67L100 66V67H102L101 65V63ZM10 63V64H9ZM31 63V62H30ZM41 63H44L43 65L44 66H46L48 63V66L47 67H41L42 65H41ZM245 63V64H244ZM116 64H117V62H116ZM50 65H52V67H50ZM104 65V64H103ZM262 65H264V64H262ZM94 66L98 69H96V68H94ZM105 66V65H104ZM107 67L109 66V65H106ZM114 66H115V64H114ZM117 66V65H116ZM106 67V68H107ZM8 68V67H7ZM60 68V67H59ZM58 68V69H59ZM88 68H89V70H88ZM110 68H111V66H110ZM262 69H263V67H261ZM62 69V68H61ZM251 69V70H252ZM183 70V71H182ZM188 71V72H186V71ZM259 70H261V69H259ZM264 70V69H263ZM57 71H59V70H57ZM109 71H111V70H109ZM179 71H177V72H179ZM190 71V72H189ZM243 71H244V73H243ZM38 72H36L35 71V74L36 75H38L39 76V74H38ZM62 72H65L64 70H62ZM62 72H59V74L60 73H62ZM185 72H186V74H185ZM264 72V71H263ZM21 73V74H20ZM189 73V74H188ZM27 74V73H26ZM57 74V73H56ZM55 74V75H56ZM105 74V75H104ZM207 74V75H206ZM244 74V75H243ZM50 75H52L53 77H51ZM61 75H63V74H61ZM256 75H258V74H255L254 76H256ZM25 76L27 77V78H25ZM39 76V77H40ZM58 75H56V77H57ZM84 76V75H83ZM183 76V77H184ZM186 76H185V78H183V77H181V78H183V79H186ZM206 76H208L209 78H211V79H208V78H206ZM56 77H55V79H56ZM263 78H264V76H262ZM38 78V79H37ZM224 78H226V79H230L231 80V82H229V83H231L230 85L234 88V86L233 85H236V84H238L237 85V87L236 88H234V89H232L233 91H231V93H232V95H234V96H232L231 95V93L229 92L230 90H228V87H227V89H225V88H223V84H224V82H222L223 81V79ZM252 78H254L253 76L251 77V81H253L252 80ZM20 79V80H19ZM57 79H59L58 77H57ZM64 79V78H63ZM201 79V81L199 82V80ZM206 79H208V80H210V83L208 82V81H206ZM212 79H214V80H212ZM216 79H217V82H216ZM259 79V80H258ZM17 80V81H16ZM58 81H60V80H58ZM21 82V83H20ZM61 82V81H60ZM141 82V81H140ZM140 82H137V88H139V89H142V91H144L143 90V86H144V84H143V86H142V82L140 83ZM21 85H20V84ZM51 83H53V84H50ZM80 82L78 81V83L77 84H79ZM206 84H207V88L206 87H203V86H206ZM208 84H210V85H208ZM43 85V86H42ZM49 85V86H48ZM59 85V86H58ZM230 86V87H231ZM50 87V88H49ZM199 87V86H198ZM4 88H5V86H4ZM14 88V87H13ZM61 88H62V86H61ZM5 89H7V87L5 88ZM11 89V88H10ZM35 89V90H36ZM1 90H0V93H1V95H0V99H1V97L3 98V101L4 102H2L3 103V105H9V103H7L6 101H5V99H4V96H3V92H1ZM9 90V89H8ZM15 90V89H14ZM5 91V90H4ZM10 91V90H9ZM18 91H20V90H16L15 92H13V93H15V94H19V96L21 95L20 94V92H18ZM44 91V92H43ZM50 91V92H51ZM139 92H141V93H143L141 90H138ZM137 91V92H138ZM7 92V91H6ZM56 92V91H55ZM59 92V91H58ZM138 92V93H139ZM192 92H194V91H192ZM201 92H203V93H201ZM30 93H28V94H30ZM145 93V92H144ZM152 93L153 94H155L153 91H152ZM195 93V92H194ZM14 94V95H15ZM34 94V93H33ZM44 94H46V95H44ZM149 94V93H148ZM12 95V94H11ZM31 95V94H30ZM141 95H143V94H141ZM140 95V93L139 94H137V97H139V99H142V96ZM150 95V94H149ZM152 95V94H151ZM33 96H35V95H33ZM39 96V95H38ZM41 96H39V97H41ZM156 95H154L153 97H155ZM15 97H17V95L15 96ZM50 97V96H49ZM147 97V94H145V98ZM153 97H150V96H148L147 97V100H146V102L145 103H148V105L149 106H147V104H146V106L147 107H151V108H153L154 110H152V111H150V113H152L153 115H154V117L155 116H158V117H156V118H158L160 121H161V124H163L164 126H165V128L166 129H162V127H158V130H156L157 132V138L158 139H160L162 142H163V146H162V148L164 147H168L169 145H168V141H170L169 140V133H168V130L167 129H169V128H171L172 126V123H170L171 122V120L166 116V113H165V115L163 114V113H161L159 110V106H157L159 103L158 102H156L157 100H159L160 101V97L158 96V98L159 99H154ZM220 97V98H219ZM228 97H230V99L228 98ZM12 98H14V96L12 97ZM18 98V97H17ZM33 98H35V99H33ZM145 98H144V100H145ZM156 98V97H155ZM199 98L197 99L198 101H199ZM31 99V100H30ZM37 97L35 96V97H29L28 98V100H29V102L28 103H30V104H28L30 107H29V109H30V111L33 113V115H35V117L34 118H36V119H39V120H37L38 122H41V126H42V128H44V129H42L41 128V131L42 132H44L45 131V133H47V134H49V135H53L52 133H54L55 134V132H52L51 133V131H54V119L53 118H48V117H42V111L40 112V110L42 109L41 107H40V109H39V106L41 105V103H39V101L38 102H36L37 100ZM45 98H43V100H44ZM46 99H48V98H46ZM50 100L49 101H45V103H51L52 102V100L53 99H51V98H49ZM202 99V98H201ZM2 100V99H1ZM36 100V101H35ZM95 100V99H94ZM31 101V102H30ZM241 102V104H238V103H240ZM7 104H6V103ZM158 103V104H157ZM221 104V105H220ZM45 105V104H44ZM160 105V104H159ZM225 105V108L224 107H222V109L224 108V109H227V107H228V104H224ZM7 108H10V109H12L11 108V106L10 107H8V106H6ZM200 107V106H199ZM231 107V108H232ZM51 108V107H50ZM50 108H48V110L50 109ZM245 108L247 109V110H249V111H247L248 113H246L245 112ZM9 109V112H12L11 110ZM159 109V110H158ZM210 109V108H209ZM52 110V109H51ZM195 110V111H196ZM157 111V112H156ZM222 111H224L222 114H221V116H223V115H228V111H227V113L226 114H224L226 111L225 110H222ZM221 111V112H222ZM154 112H156L157 114L155 115L154 114ZM197 111H196V113H198ZM220 111H219V114L221 113ZM41 113V114H40ZM47 113H49L48 111H47ZM150 113H148V117H151V115H150ZM196 113L194 114V117L196 116ZM201 113H206V112H201ZM13 114V113H12ZM67 114V115H66ZM66 114H63V117H64V115H65V117L64 118H68V117H66V116H70V115H68L69 114V112L68 113H66ZM24 115V114H23ZM47 115V114H46ZM45 115V116H46ZM257 117L256 118H259V116H258V114H255ZM51 116H53V114H51L50 113V116L49 117H51ZM212 116V115H211ZM220 116V115H219ZM220 116V117H221ZM252 116V117H251ZM261 116H264V112L262 113V115ZM54 117V116H53ZM199 117V118H200ZM43 120L44 119V122L41 120V119ZM46 118V119H45ZM172 118V117H171ZM261 118V117H260ZM264 118V117H263ZM263 118H261L260 120H262ZM17 118H15L14 120H16ZM35 119V120H36ZM51 119V120H50ZM14 120H12L13 122L11 123V124H9L8 126H6L7 128H9V129H16V128H18V129H21L22 127H21V125L19 124V122H18V120H16V121H14ZM151 120V119H150ZM149 120V121H150ZM206 120V121H205ZM254 119H252V121H253ZM66 121V120H65ZM159 121V122H160ZM211 121H213V122H211ZM257 121H259V119L257 120ZM257 121H255V123H257ZM14 122L16 123V124H14ZM50 122V123H49ZM158 122V120H156V123ZM211 122V123H210ZM66 123V122H65ZM152 123V122H151ZM206 123H208V124H206ZM260 123V122H259ZM19 124V125H18ZM161 124H159V126H161ZM248 124V125H247ZM16 125H18V127L16 126ZM252 125V124H251ZM249 127H251V126H249ZM196 128V127H195ZM210 128V129H209ZM251 128H253V127H251ZM26 130H27V128H25ZM150 129V128H149ZM248 130V132H247V130ZM44 130V131H43ZM148 130V129H147ZM151 130V129H150ZM149 130V131H150ZM197 130V131H196ZM28 131V130H27ZM144 131H146V130H143V133L145 134V136H146V138H144L145 139V141L144 142H148L150 139H153V138H150L149 140H147V136H148V134H150V133H148V131H146V132H144ZM152 131H153V129H152ZM154 131H155V129H154ZM206 131H208V132H206ZM159 132V133H158ZM181 132V131H180ZM181 132V133H182ZM250 132V134H247V133H249ZM69 133V132H68ZM72 133V132H71ZM146 133H148V134H146ZM153 133V132H152ZM155 133V132H154ZM205 133V134H204ZM1 134H2V136H1ZM41 134V133H40ZM39 134V135H40ZM44 134V133H43ZM43 134H41V136H46L45 134L43 135ZM209 134V135H208ZM211 134V135H210ZM8 135V134H7ZM11 135V134H10ZM27 135V139L28 140H33V141H28L29 143L31 142V144H29L28 142V144L30 145V147H28V148H31V151H30V153L33 155V157H28V155H25V154H23V157L25 158L24 160H23V162H24V165H26V169L27 170H25V173H24V170H22L23 172V174L25 175V177L24 178H26L27 180H29L28 179V177H30V178H33V179H35V177L34 176H32V175H35V173H33L34 171L36 172L37 170H36V167L34 166L35 164L33 163V162H35L36 161V159H37V162H38V160H39V158H41L42 156H43V151H41L40 149V147H39V145H41V144H39V145H37L38 143H35V137L33 136V134L31 133H29V134H26ZM66 135H68L67 133H66ZM66 135L63 137V140H67V139H70V138H72L73 137V135H71L70 133H69V138H66ZM142 135V134H141ZM151 135V134H150ZM154 135V134H153ZM152 135V136H153ZM208 135V138H210L209 140H208V138H205V136H207ZM249 135V136H248ZM139 136H140V134H139ZM138 136V137H139ZM144 136V135H143ZM143 136H140V138H143ZM178 136V135H177ZM52 136H50V138H51ZM171 137V136H170ZM30 138V139H29ZM148 138H149V136H148ZM179 138H180V136H179ZM155 139V138H154ZM171 139V138H170ZM206 139H207V141H206ZM217 139V141H219L220 140V142L221 143H218L219 145H217V143H215L216 141H213V140H216ZM191 140V139H190ZM210 140H211V142H210ZM0 141H2V142H0V143H5V135H4V132L2 133V131L0 130ZM137 141V142H136ZM150 141H152V140H150ZM155 141H156V139H155ZM159 141V140H158ZM193 141H196V140H193ZM132 143H131V146H135V144H137L138 143V140H136L135 138H133V140L131 141ZM154 142V141H153ZM160 142V141H159ZM207 142V143H206ZM53 143V142H52ZM148 143H150V142H148ZM191 143V142H190ZM189 143V144H190ZM193 143V142H192ZM205 143L206 144H208V143H210V146L211 145H215V147H213L212 148V146H211V149H208V146L207 145H205ZM213 143V144H212ZM3 144H0V150L1 151H5V144L3 145ZM155 144V143H154ZM160 144V145H161ZM169 144H170V142H169ZM200 144V145H201ZM52 145V144H51ZM138 145V144H137ZM150 145V144H149ZM156 145V144H155ZM209 145V144H208ZM3 146V147H2ZM130 146V147H131ZM152 145H150V147H151ZM209 146V147H210ZM136 147L137 146H135V148L134 147H131V149H136ZM146 147V146H145ZM150 147L148 148L149 150H150ZM155 147V146H154ZM153 147V148H154ZM158 147H160V146H158V145H156V148H158ZM26 148V147H25ZM161 148V147H160ZM27 149V148H26ZM82 149V148H81ZM147 149V148H146ZM152 149V148H151ZM217 149V148H216ZM215 149V150H216ZM148 150V151H149ZM154 150H155V148H154ZM209 150H211V151H209ZM36 151H37V153L39 154H37L36 153ZM204 151V152H203ZM33 152V153H32ZM82 152V151H81ZM194 152H196V151H194ZM203 152V153H202ZM209 152V153H208ZM220 154H219V153ZM29 152H28V154H30ZM82 153H84V150H83V152ZM81 153V154H82ZM197 153V152H196ZM30 154V155H31ZM50 154H53V153H50ZM72 155L74 154V153H71ZM70 154V155H71ZM87 154V153H86ZM31 155V156H32ZM71 155V156H72ZM88 155V154H87ZM87 155H85V154H83V155H79V158H77L76 157V160L78 159L79 161L78 162H80V160H81V162L80 163H84V161H86V157H87ZM26 156V157H25ZM75 155H73V157H74ZM196 156V155H195ZM198 156V155H197ZM196 156V157H197ZM200 156V155H199ZM82 157H85V158H82ZM95 157H97V156H95ZM147 157V156H146ZM180 157V156H179ZM1 158H5V155H3V157H1ZM28 158V159H27ZM30 158V159H29ZM75 158V157H74ZM198 158V157H197ZM200 158V157H199ZM205 158V159H204ZM83 159H85L83 162H82V160ZM89 159V158H88ZM181 159H182V161H181ZM218 159V158H217ZM22 160V159H21ZM29 160L31 161V163L29 162ZM91 160V159H90ZM260 160H261V162H260ZM145 161V162H144ZM152 161H154V160H152ZM178 161L180 162V163H178ZM183 161H184V163H185V165H183ZM192 161V162H191ZM70 162H73V161H70ZM155 162V161H154ZM155 162V163H156ZM194 162V163H193ZM202 162V161H201ZM200 162V163H201ZM260 162V163H259ZM264 162V161H263ZM80 163H78V164H80ZM257 163V164H256ZM87 164H91V163H87ZM154 164V163H153ZM152 164V165H153ZM194 164V165H193ZM202 164V163H201ZM224 164V165H223ZM36 165H38L37 163H36ZM84 165V164H83ZM180 166V168H178V169H176V167H178V166ZM183 167H182V166ZM190 165H192V166H190ZM189 167V168H187V167ZM197 166V167H196ZM205 166V167H204ZM251 166V167H250ZM12 167V166H11ZM78 167H80V166H78ZM185 168H187V169H185ZM11 170L13 169V168H10ZM212 169V170H211ZM263 169H264V167H263ZM32 170H34V171H32ZM79 170V169H78ZM193 170V169H192ZM205 170V171H204ZM223 170V171H222ZM9 171V170H8ZM13 171V170H12ZM12 171H10V172H12ZM27 171V172H26ZM14 172V171H13ZM38 173V172H37ZM251 174H252V172H250ZM31 174V175H30ZM147 174V173H146ZM189 174V175H188ZM248 174H249V172H248ZM254 174V173H253ZM252 174V175H253ZM260 174V173H259ZM150 175H148L147 174V176H148V178L150 177ZM212 175V176H211ZM11 176V175H10ZM9 175H7V174H4V173H0V178H11ZM21 176V177H22ZM36 176V178H38L37 177V175H35ZM146 176V175H145ZM260 176V175H259ZM22 177V178H23ZM87 178V176H84V177H82V178ZM193 177V176H192ZM215 177V178H214ZM249 177V176H248ZM252 177V176H251ZM254 177V176H253ZM90 179H91V177H89ZM192 180H191V179ZM230 178H235L234 179V181L232 180V179H230ZM26 179H24V180H26ZM150 179V178H149ZM30 180H32V179H30ZM37 180V179H36ZM89 180V179H88ZM81 180V182H83V181H85L84 183H87L88 184V182H90L91 183V181L93 182L94 180L93 179H91V180ZM208 180H210V178L208 179ZM207 180V181H208ZM240 180V179H239ZM87 181V182H86ZM148 181H150V180H148ZM148 181H146V182H142L141 184L142 185H140V186H143V190L145 189V183H147ZM212 181V180H211ZM224 181H226V183H228V185H229V190H226V191H224V188L222 187V185H221V182H224ZM233 181V182H232ZM201 182V181H200ZM89 183V184H90ZM204 183V182H203ZM211 183V182H210ZM4 184L6 185V182H4ZM3 184V185H4ZM78 184V183H77ZM75 185V189H76V191H77V196H76V198L78 199V197H79V199H81L80 197H82L86 202H84V206L86 205V208H89L90 210H88L89 212H87V210H85V209H83V211H84V214L85 215H87L88 214V217H90L91 216V214H89L90 213V211H92L93 209H94V206H91L92 205V200H94L93 199V197H96L97 198V191H98V189H99V186L97 187V185H94V187L92 186L93 184L91 183L90 184V188H88V187H84L86 184H82L81 183V185H82V187H84L83 189L84 190H86V192H80V190H78L79 188L77 187V186H79L80 187V184H78V185ZM88 184V185H89ZM192 184H194V185H192ZM204 184H208V182H206V183H204ZM209 185V184H208ZM215 185H216V187H215ZM199 186H203V185H201V184H199ZM149 187V186H148ZM78 188V189H77ZM192 188V189H191ZM207 188H209V187H207ZM83 189H81V190H83ZM210 189V188H209ZM3 190L4 191H7V189L6 188H3ZM67 189H65L64 191H66ZM83 190V191H84ZM142 190V189H141ZM142 190V191H143ZM147 190V189H146ZM79 191V192H78ZM92 191H94L95 193L94 194H96V196H92V197H89L88 195V192H92ZM148 191H150V189H148L147 190V192ZM152 191V190H151ZM151 191H150V193H151ZM209 192H210V190H208ZM207 191V192H208ZM138 192H141V191H138ZM143 192H145V191H143ZM8 193V192H7ZM68 193V192H67ZM146 193V192H145ZM149 193V194H150ZM163 193H165L164 195L166 196H168V198H165V196L163 195ZM66 194V193H65ZM64 194V195H65ZM87 195V196H83V195ZM197 194V195H196ZM9 195V194H8ZM67 195H69V194H66L64 197H67ZM79 195H82V196H79ZM151 196H152V193L150 194ZM156 196L158 195V194H155ZM198 195H200L199 197H198ZM201 195H202V197H201ZM11 196V195H10ZM70 196V195H69ZM91 196V195H90ZM154 196V195H153ZM166 196V197H167ZM210 196V197H209ZM211 196H214L213 198H211ZM64 197L62 198V196H60V203L62 204H60L61 206H60V209L59 210H55V212L54 213H56L55 214V216L56 215H58L57 217L59 218V219H54V218H52V219H50V217H48V214H47V216H46V218H44L45 220H43V221H45V223H47L46 222V219L47 220H55V221H59L61 218H63L62 216H64L63 215V213L62 212H65L66 210H67V206L65 207V204H67V203H65V200H64ZM86 197H89V198H86ZM100 197V196H99ZM8 199H10L9 197H7ZM138 199H139V202H141V200H145V199H143L142 197L140 198V197H137ZM78 199V200H79ZM154 199H155V197H154ZM157 199H159V197H157ZM82 200V199H81ZM88 200H90V201H88ZM97 200H100L99 198L97 199ZM156 200V199H155ZM176 200V202L175 203H177V204H174V201ZM13 202H16L17 204L15 205V203H13L15 206H17V205H19V202H17V200H15V201H13ZM77 202H79V201H77ZM80 202H82L83 203V200L82 201H80ZM89 202H91L90 204L91 205H89ZM143 203L144 202H147V200H145V201H142ZM141 202V203H142ZM161 202V201H160ZM163 203H160V204H163ZM64 204V205H63ZM81 204V203H80ZM79 204V205H80ZM167 204V203H166ZM78 205V206H79ZM14 206V209L16 208ZM91 206V207H90ZM126 207V206H125ZM163 207V211H164V209H165V207L164 206H162ZM234 207H235V205H234ZM85 208V207H84ZM169 208V207H168ZM168 208L166 207V209H165V211L164 212H166V213H169V211H168ZM65 209V210H64ZM126 209H128V208H126ZM170 209V208H169ZM260 209V208H259ZM264 209V208H263ZM263 209H260V210H262L263 211ZM61 210V211H60ZM15 211H17L16 209H15ZM78 211V210H77ZM76 210H73L72 209V211H69V215H68V217H70V218H72V217H74V216H76L75 214H76V212H77ZM168 211V212H167ZM171 211V210H170ZM173 211H175V210H173ZM177 211V210H176ZM59 212V213H58ZM61 212V213H60ZM80 212H82L81 210H80ZM119 213H122V214H126L125 212L123 213V211H118ZM149 212V214H152L151 213V211H148ZM264 212V211H263ZM262 212V213H263ZM72 213V214H71ZM78 213H79V211L77 212V215H78ZM100 214H102L101 212H100ZM260 214V213H259ZM73 215V216H72ZM166 216H168L169 214H165ZM225 215V214H224ZM231 215V214H230ZM262 214H260V216H261ZM263 215H264V213H263ZM50 216V215H49ZM101 216V215H100ZM123 216V215H122ZM154 216V215H153ZM157 216V215H156ZM43 217V216H42ZM56 217V218H57ZM61 217V218H60ZM77 217V216H76ZM84 217V216H83ZM88 217H84L85 219H87ZM103 217V216H102ZM101 217V218H102ZM159 217L160 218H162V216L161 215H159L158 216V220H160L159 219ZM170 217V216H169ZM168 217V219H171V218H169ZM12 218L13 217H11V220H12ZM100 218V217H99ZM73 219H76V220H74V221H77V219L78 218H72V219H70L71 220V222H73L74 223V221H73ZM83 219V218H82ZM90 219H92V218H89V219H87L88 221H91ZM1 221L0 222H3V223H0V233H3L4 234V236H6V232H7V223H4V222H7V221H3V219H0ZM87 220H84L85 222H87ZM98 220V219H97ZM97 220H96V222H97ZM101 220V219H100ZM167 220V219H166ZM220 220H225V223H223L222 221H220ZM55 221H53V222H55ZM170 221H172V220H170ZM262 223V225H264V217H263V219L261 218V220H260ZM50 222V221H49ZM159 223H161V222H163V220L161 219V222L160 221H158ZM51 223V222H50ZM88 224H89V222H87ZM92 223V222H91ZM101 223V222H100ZM104 223V222H103ZM103 223L101 224L102 226H104L103 225ZM173 223V222H172ZM15 225H17L16 223H14ZM49 224V223H48ZM54 224H57L56 226H58L59 227V229L61 230V228L62 229H64V224H63V222L60 220V222H58V223H54ZM59 224H61V225H63L61 228H60V226L61 225H59ZM165 224V223H164ZM180 224V225H179ZM240 224V223H239ZM13 225V224H12ZM65 225H67V224H65ZM92 225V224H91ZM91 225H88L87 227H89L90 226V228H91ZM161 225H162V223H161ZM262 225H260V238H261V243H260V240H259V244L257 245L258 246V248H259V246L261 247L262 245L261 244H264V227L262 226ZM18 226V225H17ZM48 226V225H47ZM69 226V225H68ZM100 226V225H99ZM123 225H121V228H123V232H124V234H125V238H126V241L127 242H125L126 243V246H125V248L127 249V253H128V258H130V256H132L131 258H133V259H129V261H130V264H144V263H142L141 261H140V259H142V258H145L144 256H142V255H146L145 253H146V251L147 250H145V249H147V247L145 248V245H146V243H144V245H142V243H139V242H141V241H138L137 243L135 242V240L134 241H132V237H131V231L133 230L134 232L136 231V230H134L135 228L134 227H128V226H124V227H122ZM163 227L164 226H166V225H162ZM261 226H262V228H261ZM97 227V226H96ZM100 228H102L101 226H100ZM104 228V227H103ZM133 228V229H132ZM69 229H72V227L70 226V228ZM93 229L95 230V228H94V226H93ZM167 228H165L164 230H166ZM41 230V229H40ZM102 230V229H101ZM100 230V231H101ZM97 231V230H96ZM241 231V230H240ZM165 233H166V235L167 234H170L169 233V231L167 230V232L166 231H164ZM8 235V234H7ZM154 236H156V237H158V235L157 234H155L154 233ZM191 236H194V237H191ZM2 237H3V235H2ZM1 237V238H2ZM7 237H9V236H7ZM241 237H243V233L242 234H240V239L239 240H241L240 242H242L243 240L241 239ZM131 238V240H129ZM165 238V239H166ZM175 238V239H174ZM7 239H11V238H7ZM197 240H199V239H197ZM7 241V240H6ZM6 241H3L4 242V244L6 243ZM137 241V240H136ZM258 241V240H257ZM9 242V244L7 243V244H5L4 246H2L0 249H1V251H0V264H35L36 262H34L33 261V258H32V255H31V257H30V255H29V253H31V251H28V252H26L25 250H21V249H19V247H14V245H12V243H11V241H8ZM10 243H11V245H10ZM14 243V242H13ZM190 243H192V241L190 240ZM197 243V242H196ZM200 243V242H199ZM202 243H200V244H202ZM231 243V244H230ZM258 243V242H257ZM136 244H139V246H137ZM18 245V244H17ZM141 245V246H140ZM264 246V245H263ZM137 247H139V248H137ZM142 247V248H141ZM186 247V248H185ZM198 247H199V249H200V247H202L203 248V246H199L198 245ZM197 247V248H198ZM77 248V249H76ZM145 248V249H144ZM196 248V249H197ZM232 248H234V249H232ZM23 249H25V248H23ZM77 250V251H76ZM78 250H79V252H80V248H79V246H77V245H75V246H72V255L74 254V256L77 258L78 257ZM150 250H152V251H154L153 249H150ZM132 251H134V252H132ZM135 251H137V253H139V256H141L142 258H139L138 257V255L136 254V252ZM149 251V250H148ZM198 252H199V250H197ZM260 252L258 253L259 255H258V257H257V264H264V255L262 256L261 254L262 253H264V249H263V251H262V249H260L259 250ZM261 251H262V253H261ZM77 252V253H76ZM130 252V253H129ZM145 252V253H144ZM149 252H151V251H149ZM151 253H154V252H151ZM189 253H191L188 257H180V258H183V259H185V261H184V263L185 264H205L204 263V261L206 260L204 257V259H202L201 257H199V255L197 254V253H195L194 251H192V252H190L189 251ZM210 253H211V255H210ZM214 253V254H213ZM130 254H132V255H130ZM135 256H134V255ZM182 254V255H183ZM130 255V256H129ZM256 255H257V253H256ZM70 256V258L68 257V256H66V257H64V258H66V259H63V260H60L61 261V263L62 264H68V262L69 261H71L70 259L72 258V260L74 259V257L73 256H71V255H69ZM136 256L138 257V258H136ZM186 256H187V254H186ZM79 257H80V254H79ZM206 257V256H205ZM209 257H207V258H209ZM217 257H218V255H217ZM221 258H219L220 260H222ZM156 259H158V258H156ZM143 260V259H142ZM100 261L102 262V260H101V257H100ZM160 261V262H159ZM163 261L165 262V263H163ZM183 261V260H182ZM178 262V263H177ZM70 263V262H69ZM71 263H72V261H71ZM70 263V264H71ZM102 263H105V262H102ZM119 262H117L116 264H118ZM37 264V263H36ZM182 264V263H181Z\"/></svg>",
	"mask_w": 264,
	"mask_h": 264
}]
</instances>
